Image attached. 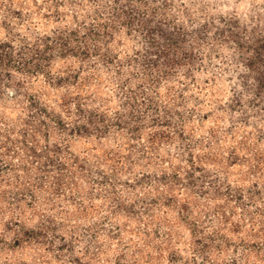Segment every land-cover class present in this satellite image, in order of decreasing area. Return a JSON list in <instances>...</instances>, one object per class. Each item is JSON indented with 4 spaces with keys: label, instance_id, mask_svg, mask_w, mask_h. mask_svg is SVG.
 <instances>
[{
    "label": "clouds",
    "instance_id": "clouds-1",
    "mask_svg": "<svg viewBox=\"0 0 264 264\" xmlns=\"http://www.w3.org/2000/svg\"><path fill=\"white\" fill-rule=\"evenodd\" d=\"M0 264H264V0H0Z\"/></svg>",
    "mask_w": 264,
    "mask_h": 264
}]
</instances>
